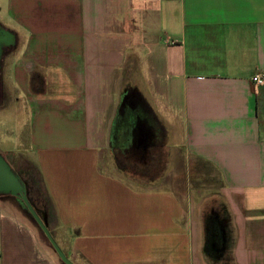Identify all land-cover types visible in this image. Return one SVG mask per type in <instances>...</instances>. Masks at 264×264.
Wrapping results in <instances>:
<instances>
[{
	"label": "crops",
	"instance_id": "0c3cea01",
	"mask_svg": "<svg viewBox=\"0 0 264 264\" xmlns=\"http://www.w3.org/2000/svg\"><path fill=\"white\" fill-rule=\"evenodd\" d=\"M0 24L20 44L23 90L9 112L23 109L13 143L1 117L12 134L1 131L0 151L18 152L25 126L70 260L264 264V87L251 81L264 73V0H0ZM122 108L132 123L120 134L141 150L128 170L112 143ZM183 170L184 185L162 180ZM201 171L221 190L192 186ZM18 201L0 196V264H64ZM209 217L213 235L228 234L223 251L205 247Z\"/></svg>",
	"mask_w": 264,
	"mask_h": 264
},
{
	"label": "rangeland",
	"instance_id": "374dc122",
	"mask_svg": "<svg viewBox=\"0 0 264 264\" xmlns=\"http://www.w3.org/2000/svg\"><path fill=\"white\" fill-rule=\"evenodd\" d=\"M4 24H7V23H4ZM19 49H20V44L18 46H16V47L12 46L7 51V53L3 57V67H2V69L0 71V114L3 115V116L0 115V120H1V117L5 118V120L2 121L3 122V127L5 125V126H10L12 128L11 131H12L13 135H11V136L9 135L8 136V139H10V141L12 143L14 142L12 139L14 138V140H15V136L14 135H16V130L18 131V129L15 128V126L17 127L18 126L17 124H20V121H23V109H20L19 112L16 110L17 113L16 114L14 113L15 117L13 115H10V113H9V112H11V110L14 107V103H12V102L16 98V96H18L19 94H22V96H23V90L21 88V85L19 84L18 79L16 78V70H15L16 69L15 68L16 65H15V63H13V54L15 55L17 52H19ZM11 53H13V54H11ZM12 63H13V65H12ZM11 65H12V67H11ZM13 81L15 82L16 86H14V84H13L14 82ZM36 84H35V87H36ZM25 116H26V114H25ZM1 126L2 125L0 124V133H1V131L9 133V131L7 132V129L3 130L2 129L3 127H1ZM20 131L21 132L18 134V138H17V142H16V146H15L16 149H18V152L11 151V152H6L3 155V153L0 151V153L6 159L8 158L11 161L13 159H15V157L27 158L28 160L32 159L31 158V154H30V152L28 150V141H27L28 132H27V129L24 126ZM12 133H9V134H12ZM2 134L5 135V133H2ZM136 159L139 160L138 157ZM105 162H107V164L108 163H113V169L115 170V172L120 174L124 178H128L129 177L128 175L118 171V169L115 166V164H114V162H113V160H112L110 155H107V159L105 160ZM18 163H19L18 160L14 163L15 169H17L19 171V173H21L23 176H30V173L28 174L27 171H26L27 173L24 172L23 166L21 164H18ZM139 163L142 164V161L140 160V162H135V164H139ZM135 173L138 174L137 176H143V177L134 176V178H137V179H139V178L153 179L154 176L157 175V173L154 172V171H145V170L143 172H135ZM175 175H177L176 179L178 181H180V183L182 182L183 185L185 184L183 181L187 182V180H186L187 179V173L184 170L180 171L178 173L166 172L163 175L162 180L165 181L169 176H175ZM192 175L193 176L190 177L192 181L194 180L192 182V186L201 188L202 186H205V184H206L207 187L205 189V192H207L208 188L212 189L211 191H214V190L220 191L221 190V183L218 182V176L216 175V173L207 172V171H203L202 172L201 171L200 173H197V172L192 173ZM132 177L133 176L130 175V178H132ZM134 178H132V179H134ZM208 186H210V187H208ZM184 188H186V187H184ZM18 202H19L18 204L20 205V208H21L22 212L24 213V215L31 222V224L34 225L36 230L41 234L42 239H44V241L47 243L48 240L46 239L45 235L43 234L42 230L39 228V226L37 225L35 220H32V217H30V214L28 213V211L26 210V208L22 204V202L20 200ZM53 222H54V219L52 218L51 224L54 227V223Z\"/></svg>",
	"mask_w": 264,
	"mask_h": 264
},
{
	"label": "water",
	"instance_id": "95a60500",
	"mask_svg": "<svg viewBox=\"0 0 264 264\" xmlns=\"http://www.w3.org/2000/svg\"><path fill=\"white\" fill-rule=\"evenodd\" d=\"M15 44L14 34L2 27L0 24V70L2 67V59L7 47H12ZM0 196L16 197L24 204L26 210L35 220L39 228L42 230L45 237L52 245L54 251L64 264H75L69 257L62 251L53 235L48 228V221L46 216L41 217L32 204L30 203L27 195V187L22 179L14 172L10 163L0 153Z\"/></svg>",
	"mask_w": 264,
	"mask_h": 264
},
{
	"label": "flooded vegetation",
	"instance_id": "af4514ba",
	"mask_svg": "<svg viewBox=\"0 0 264 264\" xmlns=\"http://www.w3.org/2000/svg\"><path fill=\"white\" fill-rule=\"evenodd\" d=\"M11 47H7L5 49V52H4V56L5 54L7 53V51L10 49ZM132 103H135L134 101H132ZM123 109V108H122ZM121 112V110H120ZM135 112V111H133ZM125 118H126V115H125V111L123 110V114L121 116L118 115L117 117V120L115 123H114V128H113V134H112V143H113V149H114V158H115V161L118 165H122V167L126 170H128L129 168H133L129 163L133 162V161H137V157H138V152H140V148L137 147V151L135 153L134 150H131L133 148H135L136 146V143L138 141V145H139V140L137 139L136 140V137L133 138L131 135L130 138H124L120 133L124 124H128L131 125L132 121L131 122H125ZM130 123V124H129ZM138 123V121H137ZM136 123V125H137ZM139 127L140 128H145L146 129V126L145 124H139ZM127 128V127H126ZM129 130V129H128ZM128 130L126 132H128ZM130 131V130H129ZM131 132V131H130ZM133 135V134H132ZM148 139V138H147ZM150 140V139H148ZM147 140V141H148ZM121 143L127 145V147L125 148V152L122 153V151H124V149L121 148ZM150 143V142H149ZM153 142L150 143V145L153 146L152 144ZM133 147V148H132ZM139 149V150H138ZM129 153V154H128ZM134 158V159H133ZM135 165V163H134ZM137 167V165H135ZM135 172H143V171H138V170H133L132 172H130L129 174L131 176H136V177H143V176H137L138 174H136ZM212 206H216V210L221 214L220 216V220H219V223L220 221H222L224 224L222 225H225V230L227 228V221H228V218H227V215L225 213V208L224 206L222 205H219V204H214ZM223 218V219H222ZM218 223V219L216 220L215 218L213 219V224H219ZM218 226V225H217ZM219 227V226H218ZM227 232V231H225ZM213 236H216L217 240L216 242H214L213 238H211L210 240V243L208 244L207 242H205V247H208V250H209V253H211L212 249L214 250H218L220 251L222 249V251L224 250V248H227L229 246V237H228V234H226L224 236V227L222 226V230H221V233H218V231H216V234L213 235ZM205 240H206V234H205ZM204 247V248H205ZM207 249V248H206ZM217 253V252H216Z\"/></svg>",
	"mask_w": 264,
	"mask_h": 264
},
{
	"label": "trees",
	"instance_id": "16d2710c",
	"mask_svg": "<svg viewBox=\"0 0 264 264\" xmlns=\"http://www.w3.org/2000/svg\"><path fill=\"white\" fill-rule=\"evenodd\" d=\"M123 110L121 109V112L119 113V116L123 114ZM118 121V120H117ZM14 156V155H13ZM11 167L13 168L14 172L22 179V181L25 183L27 187V195L30 203L36 210V212L41 216H46L48 221V228L50 230L49 224L51 223L52 218L55 216V208L52 202V199L47 191V187L43 178V175L38 168V166L32 162L31 160H28L27 158L22 157H15L12 161L9 160ZM19 161L18 164H21L24 168V172L30 173V176H23L17 169H15L14 163L16 161ZM15 161V162H14ZM20 166V165H19ZM26 172V173H27ZM22 202V201H21ZM23 204V203H22ZM24 205V204H23ZM31 217V215H30ZM32 220H34L32 218ZM213 219L209 217L206 221V242L209 244L210 240L214 234L213 231ZM51 232V230H50ZM51 234H53L51 232ZM207 251L208 250V247Z\"/></svg>",
	"mask_w": 264,
	"mask_h": 264
},
{
	"label": "built area",
	"instance_id": "2783aa9c",
	"mask_svg": "<svg viewBox=\"0 0 264 264\" xmlns=\"http://www.w3.org/2000/svg\"><path fill=\"white\" fill-rule=\"evenodd\" d=\"M251 81L254 85L255 90L258 91L260 87H264V73H257L253 75Z\"/></svg>",
	"mask_w": 264,
	"mask_h": 264
}]
</instances>
